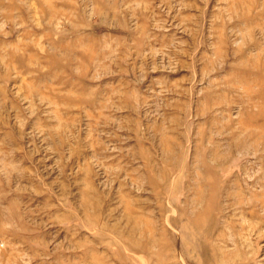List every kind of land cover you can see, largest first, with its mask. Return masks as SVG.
I'll list each match as a JSON object with an SVG mask.
<instances>
[{
  "label": "rangeland",
  "instance_id": "1",
  "mask_svg": "<svg viewBox=\"0 0 264 264\" xmlns=\"http://www.w3.org/2000/svg\"><path fill=\"white\" fill-rule=\"evenodd\" d=\"M0 264H264V0H0Z\"/></svg>",
  "mask_w": 264,
  "mask_h": 264
}]
</instances>
